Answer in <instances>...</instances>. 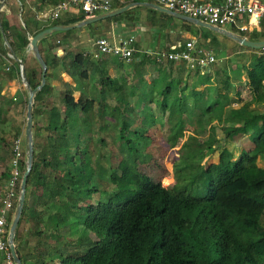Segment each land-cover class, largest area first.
<instances>
[{
  "label": "trees",
  "instance_id": "trees-1",
  "mask_svg": "<svg viewBox=\"0 0 264 264\" xmlns=\"http://www.w3.org/2000/svg\"><path fill=\"white\" fill-rule=\"evenodd\" d=\"M122 5L117 3L111 8ZM123 13L125 11L108 17L105 21L114 20ZM83 18L84 14L80 11L63 19L58 18L52 24L68 25ZM0 25L3 24L0 22ZM90 25L89 23L86 26ZM13 30V42L8 41V45L11 50L13 44L21 49L19 58L23 62L24 77L29 87L34 88L39 78L34 79L35 71L28 70L22 54L27 47V36ZM71 31L69 29L60 32L62 37L57 45L65 46V36ZM51 35L43 36L39 42L45 41ZM64 56L52 54L50 60L53 61L52 64L60 61L63 71L71 78L86 77L85 70L79 66L81 60L86 62L80 53L72 54L67 64L63 61ZM44 63L46 79L51 75V64L48 61ZM133 63L137 69H141L146 62L138 60ZM36 65L39 67L37 62ZM154 67L162 72L161 79H165L163 73L171 70L172 62H156ZM13 70L18 74L15 61L10 72ZM249 75L253 76L251 72ZM254 78L256 82L252 80L250 98L237 114L242 123L229 129L233 133L239 127L243 134L250 129L251 141L264 151V140L259 138L264 131V82ZM98 79L100 91L110 86H115L118 90L124 89L105 72ZM159 80L157 78L147 86L140 80L141 85L137 90L129 92L133 96L137 92L135 105H140L142 101L147 105L142 128L127 134L129 121L122 119L118 122L117 139L125 144L129 153L137 150V138L145 146L148 140L146 130L161 123L163 118L174 138L182 137V118L186 114L183 108L184 96L181 94L180 97H175L163 112L156 97L169 94L171 86L167 84L160 87ZM47 86L44 81L33 95L32 117L38 110L37 103ZM73 90V86L65 83L64 90L60 92L62 117L58 125L47 123L46 127L52 134L46 135L50 141L45 143L46 151H38L39 146L33 136L32 164L26 177L24 202L13 242L19 237L20 223L27 215L34 227L49 222L52 217V223L56 227L65 224L70 236L77 234L75 243L88 244L82 252L56 251L53 258L50 257L54 259V264H264V169L253 165L252 159L245 152L232 159V153L228 150H221L215 162L203 164L211 150L207 146V138L200 139L199 136L205 132L211 134L213 128L209 122L215 118L212 113L214 110L211 112L208 107L200 110L198 131H195V135L187 136L181 143L178 158L173 163L174 181L171 189L167 190L159 182L153 181L160 180L164 184L167 175L149 165H144L143 169L151 177L144 173L109 168L107 181L112 185L109 197L105 201L92 204L85 203L79 192L82 191L83 181L93 175L92 156L83 144L88 135L83 130L92 115L93 100L81 94L74 99ZM119 99L122 100V97ZM2 100L4 102L0 104V115L4 112L1 105L11 103L7 98ZM25 103L23 100L24 106ZM124 104L127 105L128 102L124 100ZM251 104L254 105V110L249 109ZM149 105L156 107L150 108ZM121 110L124 113L125 107ZM51 112L56 113L59 110L52 106ZM32 125L34 126V122ZM72 128L80 132H76L70 139L67 131ZM2 141L0 138V142ZM9 142L10 140L0 144V158L8 160ZM172 150L174 149L167 146L166 151L160 154L159 160L162 159L164 165L168 164L173 155ZM19 167L21 176L25 167L24 160L21 159ZM7 172L8 170L2 171L0 177L6 179ZM50 176H53L52 185L48 182ZM121 183H126L127 188H119ZM201 186H204V190L198 192ZM60 189L69 191L68 200L49 202ZM29 192L38 194L34 208L31 209L25 205V197ZM15 200L16 198L13 200L14 204ZM14 204L6 218V230ZM43 205H50L53 209L52 216L46 213L47 206L45 210L40 209ZM44 213L47 219L40 222ZM40 231L37 229L33 233L40 235ZM89 234L95 239L90 240ZM14 247L18 252L16 244ZM18 256L19 259L23 258L21 254ZM40 263L47 264L43 260Z\"/></svg>",
  "mask_w": 264,
  "mask_h": 264
},
{
  "label": "crops",
  "instance_id": "crops-1",
  "mask_svg": "<svg viewBox=\"0 0 264 264\" xmlns=\"http://www.w3.org/2000/svg\"><path fill=\"white\" fill-rule=\"evenodd\" d=\"M55 1L3 0L0 2V22L3 24L1 27L4 29L13 27L19 33H24L29 39L38 29L41 30L51 26L53 25L52 22L56 21L49 19L47 15L49 8ZM210 1L222 2V0ZM259 1L264 3V0ZM117 3L129 4V7L124 10L125 13L108 22L104 18L90 23V26L83 25L69 28L72 31L65 36L66 46L70 44L71 47L73 46L72 49L77 48L80 55L86 60L87 66H93L100 74L105 72L106 75L120 83L123 88H126L128 92L137 90L141 85L140 80H143V85L147 86L151 85L155 79L160 78L158 82L160 87L169 84L171 86L169 94L172 93L177 98L182 94L186 101L191 100L194 108L208 107L214 111L217 109L227 110L222 116L215 112V118L211 119L210 125L231 124L238 126L239 118H237V114L250 98L252 80L256 82L254 77H257L261 83L264 82V48H251L241 45L230 36L241 35L248 40H264V23L260 20L258 26H248L242 31L238 30L235 25L228 24L216 26L217 30H212L206 26L157 10L152 7V5H157L154 0H112L111 6ZM114 8L117 7L114 6L110 10ZM78 13H80L79 9L70 8L63 12L59 19ZM102 13L105 12L95 13L94 15ZM251 23L255 22L251 21ZM62 31L64 30L50 33L52 34L50 36L51 48H48L47 42L37 41L39 55L46 62L49 61V54H55V51L56 54L62 53L60 45H57L58 40L62 37L60 33ZM110 34L115 36L133 35L134 61L144 60L146 62L141 69L136 68L134 61L125 63L107 55H102L99 59H93L88 55L84 56L83 53L90 50L91 42L95 37ZM188 39L195 40L196 43L209 48L215 54V63L208 68L185 69L181 65L172 62L171 70H165L163 73L165 79H161L162 72L154 67L156 62L167 61L162 55L168 50L169 46ZM67 48L70 50V46ZM28 50L27 43V47L23 49L22 54H27L26 51ZM19 52L21 53V49H19ZM19 55L17 58H19ZM156 55L160 57V60H155ZM94 61L96 62L94 63ZM241 63H244V67ZM249 72L253 76L249 75ZM64 74L70 78L65 72ZM9 75L10 79L5 80V82L10 83L11 88H14L15 83L18 84L16 80L21 81L19 79V69L18 75L14 73V70ZM92 77L88 73L85 82ZM162 80L163 83H161ZM180 89H183V91H180ZM250 106V108H254L253 104ZM220 129H215L217 142L212 144L213 151L211 152L210 162L217 160L221 150H228L234 155L245 152L252 159L253 165L264 169L263 164L256 162L258 158L255 159L256 149L251 141V132L247 131L243 134L241 129L237 127L233 132L234 136L228 137V135H225L227 131ZM259 138L264 140V131L259 135ZM234 157L232 155V159ZM5 180L0 177V196L4 189ZM17 253L20 255L19 252ZM20 263L32 264L26 258H20ZM0 264H4L1 257Z\"/></svg>",
  "mask_w": 264,
  "mask_h": 264
},
{
  "label": "rangeland",
  "instance_id": "rangeland-1",
  "mask_svg": "<svg viewBox=\"0 0 264 264\" xmlns=\"http://www.w3.org/2000/svg\"><path fill=\"white\" fill-rule=\"evenodd\" d=\"M13 29V27H7L6 29L8 30V37L10 42H13ZM45 42L48 43V48H51L52 45L50 43V37L46 39ZM69 46L70 50L67 48ZM60 47L62 49V53L56 54L55 51V55H57L58 57L65 55L63 61L66 64L70 61L72 54L79 53L78 49L76 47V49H72L73 46L71 47L70 44H68L67 46L60 45ZM12 49L13 50H11L9 45H4L2 40L0 41V96H3L0 98V104L4 102L2 100L3 98L9 99L11 102L7 105H1L4 109V112L0 115V138L3 139L0 144L3 145L4 141L9 140L11 142L13 138L19 136V138H21V148L23 149L22 160H24L25 163L26 157L23 130L26 103L24 106L22 104V101L27 100V90L22 81L16 80L18 84L15 83L14 88H11L10 83L7 84V82H5V80L7 81L8 79H10L9 74L12 73L10 71L14 67V61L17 63V61L14 59V56L17 58L20 54L19 49L14 44L12 45ZM26 52H28L27 54H24L26 66H28V70L32 69L35 71L34 79L38 80L39 75H37V72H40V68L36 65V59L34 58L35 61L33 60L32 57L34 56L30 52V50ZM51 55L52 54H49L48 61V63L51 64V66L49 67V72L51 75L44 80L47 82L48 86L45 90V93L41 95L40 100L37 103L38 110L36 111V114H34L32 117V121L34 122V126L32 125V138L34 136V140L39 146L38 151H46L47 146L45 145V143L50 142L46 138V135H51L52 133L47 129V123L50 122L52 126L58 125L61 120L62 113L60 110L62 108V104L60 102V92L64 90V84L67 83L74 88L72 92V96L74 99H76L78 95L81 94L93 100L92 115L88 121V125H86L83 130V133L85 134L88 132L87 138H85L83 144L86 145L88 153L90 154V156H92L93 175L92 177H87L83 181L82 191L79 192L80 197H83V201L85 203L94 204L100 201H105L109 197V190L112 189V185H110L107 181V173L109 172V168H114L116 171L122 170L139 172L150 176L148 172L143 169L144 165H149L153 169H156L157 171L167 175L164 180V184H162L160 180H153L152 178L151 179L155 182H159L167 190L171 189V184L174 181L173 163L178 158L179 147L187 136L195 135V131H198V115L200 113V110L204 108H194L191 100L186 101V99L184 98L183 108L186 110V114H184V117L182 118V137L174 138L173 133L167 128L165 118H163L161 123H157L155 126L146 130L145 133L147 134L148 140L146 144H144L145 146H143V141L137 138V150L129 153L126 149L125 144L117 139L118 122L122 119L129 121V131L127 134H129V132L133 130L142 128L141 124L145 120L144 113L147 110V105L143 101L139 103L140 105H135V94L137 92L134 93V96L129 95V92L126 88L118 90L115 88V86L106 87L104 90L100 91L98 79L100 75H98V72L93 66H87L86 62L84 63V61L82 60L79 66L85 70L86 77L88 73H90L93 77L86 82V77L80 79L75 77L68 78L64 74L63 67L60 65V61L58 63L52 64L53 61L50 60ZM42 60L45 62L43 57ZM95 62L96 61H94V63ZM241 64L244 67V63ZM5 67H8V69H5ZM60 73H62V75H60ZM82 79H84V83ZM161 83H163V80ZM180 91H183V89H180ZM167 95L156 97L159 101L158 103H160L158 104L159 108L160 110L162 109L163 112L166 111L165 109H167L172 100L175 99L172 93L168 96ZM120 97H122V100L119 99ZM124 100L128 102L127 105L124 104ZM52 106L57 108L59 112L52 113ZM152 106L153 105H149L150 108ZM123 107H125L124 113H122L123 110H121ZM250 107L251 106H249L250 110H254L253 107ZM210 110L211 112L213 111L212 109ZM225 111L227 110H215V112H217L220 116H222ZM211 112L209 111L208 113L210 114ZM238 122V124H241L242 120H239ZM211 126L213 128L210 131L211 134H206L205 132L204 134L200 135L199 138H207V146L212 152V144L214 142H217V133H215V129H225L227 131V134L225 135H228V137H232L234 136V134L230 131L229 128L235 125L222 124L221 126ZM207 130L210 129L207 127ZM248 131L251 132L250 129H248ZM76 132L80 131H78L76 128L70 129L69 132L67 131V137L71 139ZM233 132H235V130ZM198 133H200V131ZM219 133L221 134V132ZM10 142L8 143V148H10ZM253 145L255 144L253 143ZM167 146L169 149L172 148L174 150H172L173 155L170 157L168 164L164 165L162 159L159 160V156L160 154L164 153V151H166ZM254 148L256 149L255 159L258 158L256 162L264 165V151H261V148L258 145L254 146ZM211 152L203 164L206 165L210 162L212 154ZM239 154L232 155L235 156V159L239 156ZM7 163V159L0 158V173L4 170H8ZM52 177L53 176H50V178H48V182L51 185L53 184ZM118 186L121 189L127 188L126 183H121ZM202 190H204V186H201L198 189V192ZM68 193V190L60 189V192L54 197L50 198L49 202L58 203L67 201ZM37 195L38 194L36 192H29L26 195L25 205L27 206V208H34V204L37 201ZM46 206L43 205L40 209L45 210L46 208V213L49 215L51 214L52 216L53 209L50 208V205ZM46 213L43 214V216L39 220L40 222L47 219L45 216ZM37 229L41 230L40 235L34 234L36 233ZM76 236L77 234L73 236H70L68 234V228L65 224H61L56 227L52 223V217L49 222H46L44 224L41 223L38 227H34L31 220L28 219L27 215L21 221L19 227V237L13 243L17 245L18 252L22 255V257L29 259L32 264H41L40 262H42V260L47 262V264H54V259H50V257L53 258V255L56 253V251L68 252L74 250L76 252H82L87 248L88 244H77L74 242ZM88 238L90 240L95 239L92 234H89Z\"/></svg>",
  "mask_w": 264,
  "mask_h": 264
},
{
  "label": "built area",
  "instance_id": "built-area-1",
  "mask_svg": "<svg viewBox=\"0 0 264 264\" xmlns=\"http://www.w3.org/2000/svg\"><path fill=\"white\" fill-rule=\"evenodd\" d=\"M3 0H0V2ZM156 4L166 10L184 16L205 21L214 26L223 24L235 25L242 31L248 26H258V21L264 23V3L259 0H222L220 3L210 0H154ZM112 0H57L48 10V18L57 20L61 14L70 8L79 9L84 17L95 13L108 12ZM255 22V23H251ZM0 35L4 45H8V30L0 25ZM132 34L124 36H97L91 42V48L84 56L97 59L107 55L125 63L133 62ZM165 60L177 63L185 69L208 68L216 61L215 54L207 47L188 39L169 46L162 55ZM155 60H160L156 55ZM19 68V67H18ZM8 69V67H5ZM10 156L8 158V172L4 189L0 196V257L4 264H14L6 241V218L13 207V200L17 197L20 180V161L22 159L21 138L16 136L10 142Z\"/></svg>",
  "mask_w": 264,
  "mask_h": 264
},
{
  "label": "water",
  "instance_id": "water-1",
  "mask_svg": "<svg viewBox=\"0 0 264 264\" xmlns=\"http://www.w3.org/2000/svg\"><path fill=\"white\" fill-rule=\"evenodd\" d=\"M128 7H129V4H125L123 6L114 8V9L109 10L108 12H105L102 14H96V15H93L90 17H84L82 20H79V21L72 23V24H68V25L55 24V25H51V26H48L46 28H43V29L37 31L36 33H34L28 39V49L30 50V52L32 53V55L34 56V58L36 59V61L39 64L40 76H39V83L32 89L29 87L27 81L25 80L22 60L20 58H16L14 56V59L17 61V64L19 67L18 68L19 69V77H20L21 81L23 82V84L27 90V100H26L25 120H24V130H23V137H24V143H25V157H26L25 167H24V170L22 171V174L20 176V180L18 183L17 197L15 200L14 209L12 212V217H11L10 223L8 225V228H7V233H6V241H7L8 249L10 251L11 258H12V261L14 264H21L18 253L14 247L13 236H14L15 228L17 226L18 218H19V215L21 213V209H22L23 202H24L26 177H27V174H28L30 167H31V164H32L33 138H32V114L31 113H32L33 95L37 90L40 89V87L43 85L44 79H45L44 73H45L46 65L39 55L36 43L40 38H42L43 36L50 34L52 32L87 25V24L92 23L94 21L104 19V18H108V17H111V16L116 15L118 13H121L122 11L127 9ZM152 7L156 8L157 10H160L162 12H166L168 14L175 15L178 18L184 19L186 21L193 22V23L198 24V25L206 26L212 30H217L216 26L211 25L207 22L205 23L199 19L190 18V17L184 16L182 14L166 10L160 6H157V5H152ZM230 37L233 38L234 40H236L241 45H244L247 47L264 48V40H256V41L248 40L247 38H245L244 36H241V35H234V36H230Z\"/></svg>",
  "mask_w": 264,
  "mask_h": 264
}]
</instances>
